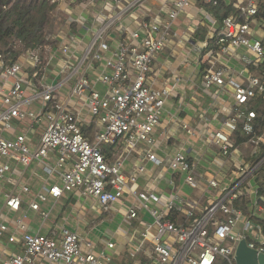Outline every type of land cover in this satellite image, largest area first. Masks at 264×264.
Segmentation results:
<instances>
[{"label": "built area", "instance_id": "1", "mask_svg": "<svg viewBox=\"0 0 264 264\" xmlns=\"http://www.w3.org/2000/svg\"><path fill=\"white\" fill-rule=\"evenodd\" d=\"M71 1L80 15L68 5L63 10L65 0H52L66 18L56 44L25 49L14 61L0 51V264H117L120 251L112 238L99 248L53 217L67 195H76L82 209L92 202L128 225L138 221L129 254L148 257L138 264H236L244 239L264 253V235L253 219L263 209L246 215L236 205L243 197L258 200L257 169L264 158L259 151L251 163L231 148L240 127L247 135L255 132L249 104L264 97L260 0ZM220 1L235 9L222 21L208 7ZM87 10L95 15L83 16ZM182 15V29L193 36L177 27ZM198 27L206 30L204 39L196 38ZM172 40L194 43L205 59L203 90L217 101L223 93L232 100L214 134L218 175L198 172L186 151L166 160L139 154L182 177L200 199L182 200L173 178L171 193L140 191L146 165L128 174L124 160H113L106 149L132 153L140 144H157L155 131L174 87L157 88L148 75ZM240 50L247 52L241 82L230 65ZM249 142L259 148L264 133ZM228 159L234 168L225 182Z\"/></svg>", "mask_w": 264, "mask_h": 264}, {"label": "crops", "instance_id": "2", "mask_svg": "<svg viewBox=\"0 0 264 264\" xmlns=\"http://www.w3.org/2000/svg\"><path fill=\"white\" fill-rule=\"evenodd\" d=\"M65 3L63 10H67L69 6L75 10V4H78V2H73L72 4L71 0H65ZM75 12H72V15H80L82 11L76 8ZM94 15L95 13L92 10L83 12V16ZM184 18V15H182L181 20L177 22V27H179L180 31L193 36L192 32L186 28L182 29V20ZM127 21L129 22V20ZM196 23H192L194 27ZM197 29L196 38L201 40L202 27ZM246 54L245 50H240L230 60L235 78L240 82L245 79V74L243 73L245 66L241 58ZM216 56L220 59L219 55ZM204 60L202 56H199L194 51V43H184L183 46H178L176 40H172L160 53L154 62L153 71L148 75V81L157 88L164 87L166 84L174 87V92L166 101L160 124L155 131L157 144L155 146L140 144L135 150H132V153L123 148L113 149V147H106L108 155L112 156L113 160L114 158L124 160V169L128 174L133 173L138 165L142 163L146 165L147 174L142 175L138 183L140 191L151 189L160 193H171L173 187L169 185V181L173 178L176 180L175 190L182 200L200 199L202 195L200 191H193L185 184L182 177H174L175 175L167 169L159 168L151 161L142 159L143 157L139 153L143 151L156 153L164 160L178 151H186L189 158L196 162L198 172L211 176L218 175L219 169L212 163V157L220 151V146L214 140V134L216 130L221 128L225 119L224 113L227 112L232 100L223 93L221 99L217 101L212 95L203 90ZM211 92L219 93V89L213 88ZM185 125H188V127L186 128ZM247 144L236 147L233 151L238 156L245 157L243 151ZM259 151L260 148L256 147L252 154L245 159L255 160V155L259 154ZM233 168V163L230 159L224 160L225 182H228V177L232 175L231 171H233ZM207 200L206 194V199L202 198V202L207 204ZM258 201L259 199L252 197L250 201L251 210L254 211L255 207H261L263 210H260L256 215L261 216L264 215V207ZM93 205L90 202L85 204L88 209H82L76 195H67L60 201L58 210L53 212V217L56 218V221L60 220L61 223L71 229H78L87 240L99 248L104 247L105 242L112 238L117 242L120 251V254L115 257L117 264L145 262L148 259L145 253L138 254L136 257H132L129 254L130 240H134L141 227L139 222L134 221L133 224L128 225L115 212H106L99 205ZM121 212L125 214L123 208ZM147 218L150 219L148 215Z\"/></svg>", "mask_w": 264, "mask_h": 264}, {"label": "trees", "instance_id": "3", "mask_svg": "<svg viewBox=\"0 0 264 264\" xmlns=\"http://www.w3.org/2000/svg\"><path fill=\"white\" fill-rule=\"evenodd\" d=\"M217 18L222 21L227 15L235 13V9L227 1H220L217 6H208ZM58 3L52 0H0V51L9 60H16L23 50L38 45L56 44L57 28L65 25L66 18L61 19ZM259 21L264 24V0H260ZM205 29H201V39L205 37ZM249 108L256 112L255 132L247 135L240 127L234 132L232 150L247 144L252 137L264 133V97L255 98ZM264 158V143L260 146L259 160ZM258 203L264 207V161L257 169ZM246 215H251L252 206L249 197L236 202ZM264 235V215L253 216Z\"/></svg>", "mask_w": 264, "mask_h": 264}, {"label": "water", "instance_id": "4", "mask_svg": "<svg viewBox=\"0 0 264 264\" xmlns=\"http://www.w3.org/2000/svg\"><path fill=\"white\" fill-rule=\"evenodd\" d=\"M236 264H264V253L251 248L247 240H241L235 251Z\"/></svg>", "mask_w": 264, "mask_h": 264}, {"label": "rangeland", "instance_id": "5", "mask_svg": "<svg viewBox=\"0 0 264 264\" xmlns=\"http://www.w3.org/2000/svg\"><path fill=\"white\" fill-rule=\"evenodd\" d=\"M60 16H61V19L63 18V20H64L65 15H64L63 13H60ZM61 28H62V25H60V26L57 28V30H59V29H61ZM255 148H256L255 145H253V144H251V143L247 144V146L245 147V150L243 151V152L245 153V158H246V157H249V156L252 154V152L255 150ZM259 148H260V147H259ZM247 160H248L249 162H251V163L254 162V160H252V159L249 160V159L247 158ZM261 240H262V238L259 239V241H261Z\"/></svg>", "mask_w": 264, "mask_h": 264}]
</instances>
